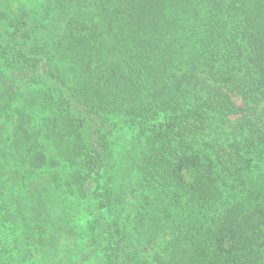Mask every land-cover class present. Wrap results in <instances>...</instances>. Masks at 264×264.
<instances>
[{
    "label": "trees",
    "instance_id": "trees-1",
    "mask_svg": "<svg viewBox=\"0 0 264 264\" xmlns=\"http://www.w3.org/2000/svg\"><path fill=\"white\" fill-rule=\"evenodd\" d=\"M0 264H264V0H0Z\"/></svg>",
    "mask_w": 264,
    "mask_h": 264
},
{
    "label": "rangeland",
    "instance_id": "rangeland-1",
    "mask_svg": "<svg viewBox=\"0 0 264 264\" xmlns=\"http://www.w3.org/2000/svg\"><path fill=\"white\" fill-rule=\"evenodd\" d=\"M123 135H124L125 138H129L130 137V134L128 132L123 133ZM121 140H122V138H121ZM124 142H125V140H124ZM120 143H122V141H120Z\"/></svg>",
    "mask_w": 264,
    "mask_h": 264
}]
</instances>
